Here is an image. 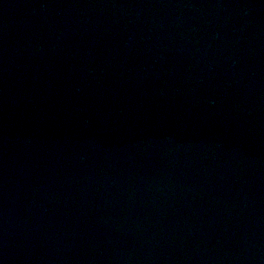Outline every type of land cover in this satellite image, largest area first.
<instances>
[{"label": "water", "instance_id": "water-1", "mask_svg": "<svg viewBox=\"0 0 264 264\" xmlns=\"http://www.w3.org/2000/svg\"><path fill=\"white\" fill-rule=\"evenodd\" d=\"M0 264H264V0H0Z\"/></svg>", "mask_w": 264, "mask_h": 264}]
</instances>
